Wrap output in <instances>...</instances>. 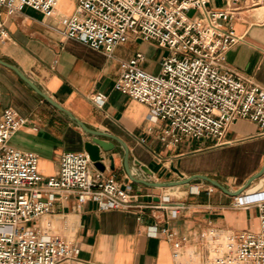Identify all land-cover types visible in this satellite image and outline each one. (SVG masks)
<instances>
[{"label":"crops","instance_id":"obj_1","mask_svg":"<svg viewBox=\"0 0 264 264\" xmlns=\"http://www.w3.org/2000/svg\"><path fill=\"white\" fill-rule=\"evenodd\" d=\"M220 5L218 1L212 3L214 7ZM263 8L264 5L241 6L237 10L232 29L240 40L225 59L226 70L237 72L262 89ZM74 9L73 0H62L50 19L30 8L11 17L3 16L10 38L0 41V60L17 67L61 108L0 64V115L10 108L26 119L8 143L19 152L35 154L38 173L43 177L55 176L60 156L84 153V145L90 139L71 119L72 115L89 129L105 134L106 140L120 150L113 155V169L105 160L101 172L126 187L139 207L98 211L95 202L79 204L73 194L60 192L51 214L41 220L42 225L48 223L50 233L79 249V264H203L204 258L213 256L201 237L209 227L221 233L254 231L255 203L264 200V174L236 196L205 181L157 188L127 180L122 152L129 157L130 176L138 181L162 184L201 175L235 192L263 167L264 128L238 119L218 146L198 139H183L176 145L161 142L158 136L162 124L148 120L147 107L114 89L121 61L136 52L144 53L143 68L152 73L148 62L160 48L151 42L131 39L107 57L102 50L63 35ZM164 56H160L158 63ZM98 93L108 96L101 108L90 100ZM90 171L101 173L92 164ZM209 186L214 187L212 193H207ZM147 196L159 201H144ZM153 226L167 227L178 237L188 238L177 259L169 241L150 234Z\"/></svg>","mask_w":264,"mask_h":264},{"label":"built area","instance_id":"obj_2","mask_svg":"<svg viewBox=\"0 0 264 264\" xmlns=\"http://www.w3.org/2000/svg\"><path fill=\"white\" fill-rule=\"evenodd\" d=\"M75 9L63 35L107 57L133 39L167 51L157 74L143 68L145 54L121 61L114 89L145 105L148 120L162 124L158 139L176 145L183 139L211 141L218 146L238 119L264 128V89L225 69L227 52L240 38L232 29L241 6L260 7L264 0H73ZM221 1L214 7L213 2ZM59 0H0V41L10 37L3 16L25 8L50 19ZM196 11L195 17L187 16ZM101 108L103 93L90 97ZM0 115V264H79V249L49 232L41 220L49 216L56 194H73L79 204L95 202L98 211L139 207L126 187L111 176L90 171L86 152L63 153L58 173H38V158L19 152L8 139L26 119L8 108ZM214 187L209 186L207 193ZM254 231L221 233L209 227L201 235L213 256L203 264H264V200L255 203ZM150 234L173 245V257L188 242L167 227Z\"/></svg>","mask_w":264,"mask_h":264},{"label":"water","instance_id":"obj_3","mask_svg":"<svg viewBox=\"0 0 264 264\" xmlns=\"http://www.w3.org/2000/svg\"><path fill=\"white\" fill-rule=\"evenodd\" d=\"M0 64H3L5 67L7 66L10 69H12L16 73V75L21 80L26 82L37 94H39L41 97H43L49 103H51L52 105H54L55 107H57L61 110V108L58 105H56L48 97H46L43 93H41V91H39V89L36 88L33 85V83L30 82L17 67H14L13 65H10L8 63L5 64L1 60H0ZM68 115H70V113H68ZM70 117L75 122V124L77 126L81 127V129L83 131L85 130V132H87V134L90 137L88 142H86L84 145V152H86L87 155L90 157V161L92 162L93 167L97 171L101 172L105 169V165L103 162L105 160H107L110 163L109 168L112 170L113 169V155L115 153H120V150L118 148L114 147V145L112 143H109L106 140V139H108V137L105 134L89 129L87 126L83 125L81 122L76 120L72 115H70ZM101 153H103L104 155L102 156ZM122 155H123V159H124V170H125V174L127 175V180L132 179L133 181H135V183H139L142 185L148 184L150 186H154L157 188L171 187V186L184 185V184H190V183H200L201 181H205L207 183L209 182L212 185L216 186L222 192L224 191L227 194H230L232 196H236L239 193H241L242 191H244L246 188H248L253 183V180L260 178L264 174V164H263L262 165L263 167L257 173H255L251 178H249L247 180V183L242 188L238 189V191H235V192H230V191H228V189L226 187H224V186L222 187L220 184L214 182L213 180L209 179L208 177H204L201 175H193L192 177L182 178L181 180H178L177 182H168V183H162V184H160V183H145L143 181H138L135 178H133L132 176H130V170H128L129 157L124 152H122ZM145 173H147V171ZM143 200L144 201L154 200L156 202L159 201L158 198H156V197L152 198L150 196L143 197Z\"/></svg>","mask_w":264,"mask_h":264},{"label":"rangeland","instance_id":"obj_4","mask_svg":"<svg viewBox=\"0 0 264 264\" xmlns=\"http://www.w3.org/2000/svg\"><path fill=\"white\" fill-rule=\"evenodd\" d=\"M218 3L220 4L221 1H218ZM263 9H262V11H263ZM196 14H197L196 11L192 10V11H189L187 13V16H189V17H195ZM126 50H128V48ZM162 55L163 56L164 55H167V51L160 48V51L158 52V54L155 55L154 57L150 58V61L148 62L149 63V71L152 72L153 74H157V72H158V69H159L158 59Z\"/></svg>","mask_w":264,"mask_h":264},{"label":"bare ground","instance_id":"obj_5","mask_svg":"<svg viewBox=\"0 0 264 264\" xmlns=\"http://www.w3.org/2000/svg\"><path fill=\"white\" fill-rule=\"evenodd\" d=\"M61 2H62V0H59L58 4H60ZM58 4H57V5H58Z\"/></svg>","mask_w":264,"mask_h":264}]
</instances>
